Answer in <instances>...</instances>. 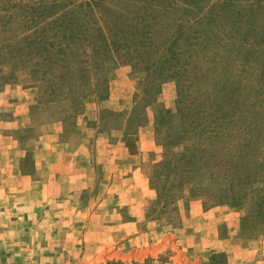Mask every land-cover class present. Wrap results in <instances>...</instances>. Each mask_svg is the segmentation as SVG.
Here are the masks:
<instances>
[{
    "label": "rangeland",
    "instance_id": "obj_1",
    "mask_svg": "<svg viewBox=\"0 0 264 264\" xmlns=\"http://www.w3.org/2000/svg\"><path fill=\"white\" fill-rule=\"evenodd\" d=\"M264 264V0H0V264Z\"/></svg>",
    "mask_w": 264,
    "mask_h": 264
},
{
    "label": "crops",
    "instance_id": "obj_2",
    "mask_svg": "<svg viewBox=\"0 0 264 264\" xmlns=\"http://www.w3.org/2000/svg\"><path fill=\"white\" fill-rule=\"evenodd\" d=\"M252 261H254V262H252L251 264H260V262H261V257H260V256L255 257Z\"/></svg>",
    "mask_w": 264,
    "mask_h": 264
}]
</instances>
